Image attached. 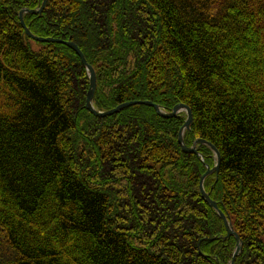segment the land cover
<instances>
[{"label":"trees","instance_id":"obj_1","mask_svg":"<svg viewBox=\"0 0 264 264\" xmlns=\"http://www.w3.org/2000/svg\"><path fill=\"white\" fill-rule=\"evenodd\" d=\"M41 3L0 0V264H229L212 153L181 151L184 116L89 114L76 54L20 26ZM23 22L80 50L98 111L190 109L235 264H264V0H46Z\"/></svg>","mask_w":264,"mask_h":264},{"label":"water","instance_id":"obj_2","mask_svg":"<svg viewBox=\"0 0 264 264\" xmlns=\"http://www.w3.org/2000/svg\"><path fill=\"white\" fill-rule=\"evenodd\" d=\"M45 4H46V0H42L41 6L38 10H35V11L22 10L18 16L20 26H21L22 30L24 31L25 37L28 38L29 40L36 42V43H40V44L64 45L76 54V56L79 58V60L81 62L82 67L84 68L86 75H87V78H88V83H89L88 86L89 87H88V91L86 94L85 109L89 114H91L92 116H94L96 118H106V117H110V116H113L115 114H118L121 111H123L124 109L132 107V106H144V107H148V108L153 109L155 114L158 117L165 119V120L174 119V118H177L179 116H184V119H185L184 124L178 132V145L180 146L181 151L187 155H194L203 164H204V160H203V157L199 154V148L205 147L212 153L213 159H214V166L212 169H210L208 166L204 165L206 172L201 177V179L199 181V191H200L201 199L203 200V202L213 211L215 216L222 222V225H223L224 230H225V236L219 237V238L209 239L207 241L219 240L221 242H226L230 238L234 239L235 247H234V250H233V253L231 256V261L229 264H235V260L239 257V255L242 252V246H243L242 242H241L240 238L236 235V233L233 231L232 226L229 222L228 216L226 214H224L218 208V205L209 198V195L204 190L205 180L207 178L213 176V175H216V176L218 175L219 166H220V155H219L218 151L214 148V146H212L211 144H209L208 142L203 141V140H196L195 142H193V144L189 148L186 147V145L184 144V136L186 133L190 132V129L192 126V121H193L192 120V113H191L190 109L184 105H178V106L174 107L170 112H165L162 108H160L159 106H157L155 104H152L151 102H130V103L119 105L118 107H116L112 110L104 111V112H101V111H98L97 109H95L94 102H93L94 94L96 91L95 73H94V70L87 64V62H86L83 54L80 52V50L74 44H72L70 42H62V41L54 40L51 38H38V37L31 34V32L28 30V28H26V26L23 22V17L26 14L38 15L40 17L42 15Z\"/></svg>","mask_w":264,"mask_h":264},{"label":"rangeland","instance_id":"obj_3","mask_svg":"<svg viewBox=\"0 0 264 264\" xmlns=\"http://www.w3.org/2000/svg\"><path fill=\"white\" fill-rule=\"evenodd\" d=\"M90 66V65H89ZM91 67V66H90ZM92 68V67H91ZM126 104V103H125Z\"/></svg>","mask_w":264,"mask_h":264}]
</instances>
